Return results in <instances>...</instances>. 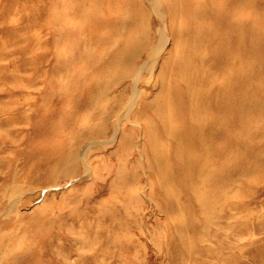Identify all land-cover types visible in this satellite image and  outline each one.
Returning <instances> with one entry per match:
<instances>
[{"label": "rangeland", "instance_id": "rangeland-1", "mask_svg": "<svg viewBox=\"0 0 264 264\" xmlns=\"http://www.w3.org/2000/svg\"><path fill=\"white\" fill-rule=\"evenodd\" d=\"M204 1L198 23V0H0V196L8 175L14 195L0 255L11 244L21 249L13 257L39 258L25 264H178L175 243L194 235L206 249L201 264H264V14L251 65L231 51L234 39L225 36L223 57L217 40L249 8ZM186 85L203 92L188 98L205 106L203 150L234 179L215 195L224 202L216 232L198 218L191 231L181 219L168 223L169 180L189 174L177 160L160 174L150 168L184 144L178 125L196 123L174 103L187 101ZM217 87L222 96L211 98ZM236 102L243 113L252 107L246 133L235 128ZM237 134L245 149L228 150ZM86 165L100 178L87 177Z\"/></svg>", "mask_w": 264, "mask_h": 264}, {"label": "bare ground", "instance_id": "bare-ground-1", "mask_svg": "<svg viewBox=\"0 0 264 264\" xmlns=\"http://www.w3.org/2000/svg\"><path fill=\"white\" fill-rule=\"evenodd\" d=\"M236 3L231 6L230 10L238 11L241 8H249L246 13L243 14L242 18L237 17L236 20L229 21L226 23H223L221 25L222 28H224V32L222 35H219L217 38L219 42V52L224 56V53L227 51L228 47L226 42L232 38L234 39V50H231L234 52L235 56H237L239 59H247L250 61V64L253 65L252 56L257 54V50L252 47L251 44L253 42L258 41L260 39V32L258 30L257 21L261 22L258 12H263L264 14V0H235ZM174 3V2H173ZM199 8L198 13L200 15L199 18H197L198 23L203 22V7L205 1L203 0V3L201 0H198ZM178 3H174L172 7L174 8L172 12L176 13L179 7ZM262 7L260 8V6ZM260 8V9H258ZM184 32L187 33V30ZM225 36H229L230 38L225 39ZM202 37V35H200ZM203 40L202 38H200ZM207 49V48H206ZM226 60V59H223ZM221 68V66H220ZM218 65L216 66V69H220ZM130 69H126L124 74L129 73ZM181 77H179V80ZM182 79L184 80L183 76ZM191 80L189 81V83ZM199 82L203 84V72L201 73L199 77ZM234 83H236V79H233L231 76L228 84V88L232 89L235 87ZM183 89V93L187 99V101L184 100H177L174 101L176 106H179L182 108V110L189 109V115L181 116L180 118L187 120L189 122H196L189 127L186 124H182L181 126L178 125L177 130L183 131V136L181 135L180 140H184V144L175 145L176 153H173V156H171V159H167L169 157L168 154H163L162 161H159L157 163H152L150 168L159 169L158 174L167 171V168L170 166V161L177 160L179 162V166L181 167L182 172H185L189 174L188 176H182L180 174L179 177L176 178V176L171 178L172 180H169L171 183L169 185V188L172 189V193L174 194L175 203L172 207V217L170 218V221L168 223L172 224L174 220L181 219L184 221V226L186 230L191 231V228L193 226H196L194 223L195 218L200 219L202 222L204 221V229L206 232H208V228L211 232H216V226L217 224L214 223V220L217 221L218 216L220 215L221 207L220 204H224L222 200L218 201L215 195L219 191L220 183L224 181H234V179H231L228 177L225 173H222V168L218 167L217 165H214L210 163V152L211 150H208V148L203 150V109L205 106H203V101L199 104H196V102L190 103L188 101L189 97H195L198 99H203V92L199 91L198 89L193 90V88L187 87ZM218 94L217 95H211L210 97H217V99L222 96L223 89L222 87H217ZM216 88V90H217ZM226 93V92H225ZM225 93L223 96H225ZM241 101V100H238ZM242 102V101H241ZM251 104V103H250ZM257 103L253 102V105H256ZM226 110H229V108L225 105ZM234 110H232L235 114L239 122L246 123V125L243 126V123H240L239 127L236 126L235 128L242 129L245 133L248 132L249 126L252 124V107H249L247 111L244 113L240 109L239 103L236 102L234 106ZM233 123L231 127L234 125ZM162 132H164V128L160 127ZM148 133L150 128H146ZM169 134V131L167 132ZM179 140V136L175 137V140ZM228 150H244L245 144L243 141V136L240 135H234L230 139V143L227 146ZM154 155V154H153ZM81 156H85V153H81ZM79 157L78 152H74L70 156L69 165L68 168L64 169L65 174H72L71 169H74L77 165V158ZM164 159V160H163ZM233 164H235V161L232 162L230 160H225L220 164V166L223 165H229L227 168H232ZM219 170L218 172V169ZM226 168V169H227ZM85 172L88 175L91 173V177L94 178H100V171L98 172L95 169H91V167L86 165ZM218 172V174H217ZM203 176H205V180H203ZM226 177V178H225ZM8 180L6 181L7 187H5L6 192L3 196H0V213L3 214L4 218L3 221L0 222V227H2L5 224H9L12 220L11 212L13 210V200L14 195L12 194V186L10 181L11 177L8 175ZM184 185L187 187L184 188ZM208 188L205 190V188ZM210 190V191H208ZM164 194H160L161 198H165L168 194L163 192ZM158 195V193H157ZM183 199V203H179V200ZM171 201V200H170ZM170 201H168L170 203ZM178 202V203H177ZM23 203L18 206V209L21 208ZM217 207L220 208V210H217ZM214 223V225H213ZM203 229V228H202ZM239 229V228H238ZM118 230L122 231L124 230L123 224L118 227ZM240 230V229H239ZM237 231V230H235ZM218 234H213V240L217 243H221L222 239L217 237ZM183 243H178L174 245L176 247L174 249V254L178 259V264H189L192 260L193 263L197 261L198 263L195 264H201L203 261L199 257L203 255V251L206 249H203L199 246V242L197 241L198 238L194 235L188 237ZM21 249L14 250L13 247L11 249V244L7 245V248L4 253L0 255V261H7L6 264H25L27 261L35 262L39 260V258L30 259L28 254H23L21 256L13 257V253L15 251H20ZM229 250V247L227 248ZM198 257V258H197ZM42 264V263H41Z\"/></svg>", "mask_w": 264, "mask_h": 264}]
</instances>
